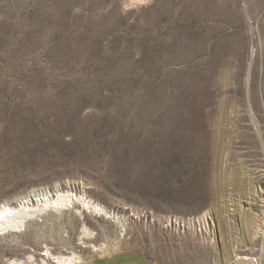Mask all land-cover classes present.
<instances>
[{
    "label": "rangeland",
    "instance_id": "374dc122",
    "mask_svg": "<svg viewBox=\"0 0 264 264\" xmlns=\"http://www.w3.org/2000/svg\"><path fill=\"white\" fill-rule=\"evenodd\" d=\"M64 191L0 264H264V0H0V206Z\"/></svg>",
    "mask_w": 264,
    "mask_h": 264
},
{
    "label": "bare ground",
    "instance_id": "6f19581e",
    "mask_svg": "<svg viewBox=\"0 0 264 264\" xmlns=\"http://www.w3.org/2000/svg\"><path fill=\"white\" fill-rule=\"evenodd\" d=\"M76 193L69 191L59 192L55 197L45 196L43 200H38L36 205L31 206L28 202H21L19 205L13 207L8 206L5 209L0 210V233L4 234L11 231H21L26 221L33 217L38 209L47 208H64L70 206L75 200L83 203L85 207L91 208L94 213L101 214L104 209L100 208L98 205H94L90 201H86L81 196L77 197ZM85 235H88L85 231ZM45 258L42 264H48V259L52 256L49 249L45 252ZM82 258L76 253L70 254H60L54 257V264H80ZM10 264H23L16 261L10 262ZM28 264H36L33 256L28 258Z\"/></svg>",
    "mask_w": 264,
    "mask_h": 264
},
{
    "label": "water",
    "instance_id": "95a60500",
    "mask_svg": "<svg viewBox=\"0 0 264 264\" xmlns=\"http://www.w3.org/2000/svg\"><path fill=\"white\" fill-rule=\"evenodd\" d=\"M8 206H11L9 203H5V204H3V205H1L0 206V210L1 209H5L6 207H8ZM2 234L0 233V236H1Z\"/></svg>",
    "mask_w": 264,
    "mask_h": 264
}]
</instances>
